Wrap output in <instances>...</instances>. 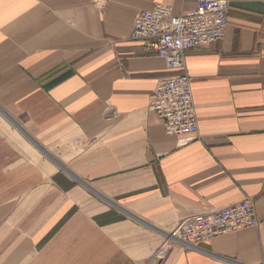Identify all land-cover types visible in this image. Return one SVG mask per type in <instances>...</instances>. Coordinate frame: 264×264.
<instances>
[{"label":"crops","instance_id":"crops-1","mask_svg":"<svg viewBox=\"0 0 264 264\" xmlns=\"http://www.w3.org/2000/svg\"><path fill=\"white\" fill-rule=\"evenodd\" d=\"M157 2L196 0H0V264H264V2L185 52L183 145L148 108L176 72L129 39ZM246 198L255 228L158 257L180 218Z\"/></svg>","mask_w":264,"mask_h":264},{"label":"built area","instance_id":"built-area-1","mask_svg":"<svg viewBox=\"0 0 264 264\" xmlns=\"http://www.w3.org/2000/svg\"><path fill=\"white\" fill-rule=\"evenodd\" d=\"M230 3V0H196L181 14L175 15L171 5L157 2L135 15L129 39L144 41L148 49L164 59L167 69L176 72L157 82L148 108L162 121L166 134L178 138L179 145L198 136L192 78L184 72L185 52L223 39ZM257 225L250 198L221 208L201 210L178 220L157 255L163 256L165 245L169 246L171 241L195 248L217 236Z\"/></svg>","mask_w":264,"mask_h":264},{"label":"rangeland","instance_id":"rangeland-1","mask_svg":"<svg viewBox=\"0 0 264 264\" xmlns=\"http://www.w3.org/2000/svg\"><path fill=\"white\" fill-rule=\"evenodd\" d=\"M13 131H14V130H13ZM14 132H15V131H14ZM15 133H16V132H15ZM16 134H17V133H16ZM17 135L20 136L19 134H17ZM18 138L24 143L25 146H28L29 148H32L31 145H30V143H29L27 140H25L23 137L20 136V137H18ZM40 149H41V148H40ZM36 151H37V150H36ZM38 154H40V153H38ZM35 155L38 156L36 153H35ZM40 155H41V154H40ZM40 155H39V156H40Z\"/></svg>","mask_w":264,"mask_h":264}]
</instances>
